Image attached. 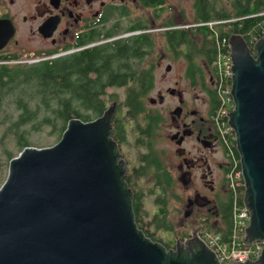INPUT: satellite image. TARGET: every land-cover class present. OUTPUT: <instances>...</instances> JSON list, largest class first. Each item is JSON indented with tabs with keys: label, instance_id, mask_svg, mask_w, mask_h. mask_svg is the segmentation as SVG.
Returning a JSON list of instances; mask_svg holds the SVG:
<instances>
[{
	"label": "water",
	"instance_id": "95a60500",
	"mask_svg": "<svg viewBox=\"0 0 264 264\" xmlns=\"http://www.w3.org/2000/svg\"><path fill=\"white\" fill-rule=\"evenodd\" d=\"M14 34L0 20V51ZM229 45L234 110L223 113L236 135L251 246L264 241V37L256 55L241 37ZM115 113L112 103L94 121L72 119L56 145L11 159L0 189V264H221L199 228L170 250L138 228L128 167L112 138ZM185 135L171 139L182 146ZM230 264H264V249L255 261Z\"/></svg>",
	"mask_w": 264,
	"mask_h": 264
},
{
	"label": "flooded vegetation",
	"instance_id": "af4514ba",
	"mask_svg": "<svg viewBox=\"0 0 264 264\" xmlns=\"http://www.w3.org/2000/svg\"><path fill=\"white\" fill-rule=\"evenodd\" d=\"M256 8H264V0H0V20L11 21L15 28L14 37L0 51V58L26 59L36 56L40 60H47L70 56L74 74L77 75L78 61L85 49L117 39L135 41L138 48L135 65L155 76L154 87L144 98L146 113L151 118H158L144 125L146 128L152 122L156 130L153 135L145 136L141 155L137 156L134 164L124 154L126 145H118L128 167L127 177L131 175L130 184L136 189L143 188L140 182L151 178L156 192L159 191L153 197L157 212L148 220L144 218L140 224L145 231L161 230L165 236H170L168 201L163 190H170L168 153L171 128L175 130L174 135L179 134V139L186 134L183 144L188 139H195L205 148L222 151L218 164L220 177V174L213 175L207 158H198L191 165L182 146L177 145V152L183 158L180 169L185 189L189 190L193 181L192 168H201L203 171L201 179L204 188L195 190L194 198H188L187 202L192 213L193 210L197 211L196 228L200 229V233L209 228L225 231L233 211L227 175L230 163L220 134L212 123L214 111L209 91L215 81L213 64L211 66L206 60L209 52L205 45L230 43L236 37L243 38L247 44L252 43L255 40ZM128 29L136 31L116 38L113 36L107 41L108 36L121 34ZM170 43H181L183 46L170 51ZM170 59L174 63L183 62L182 69L188 87L199 88L206 95L209 102L208 118L189 106L185 98L188 87L181 86L178 81L172 87L158 89L157 99L150 97L157 88V74L160 71L170 73L172 70ZM18 62L0 60V65H20L22 68L29 65ZM116 91H121L118 99L109 101L107 108L116 103L117 113L124 90ZM170 97L179 101L173 110L170 109ZM158 105L165 107L159 110ZM178 108L181 111L174 114ZM158 131L161 135L159 138ZM161 139L166 141L168 150L157 148ZM174 143L177 144V141ZM156 159L160 162L159 167L151 164ZM199 162L202 164L198 165ZM137 170L141 175L133 176L132 172L136 173ZM213 177L220 178L216 182ZM144 196L146 199V192ZM163 209L165 213L161 214ZM189 238L177 240L176 243ZM176 243L170 244V239H165L163 244L170 250L175 248Z\"/></svg>",
	"mask_w": 264,
	"mask_h": 264
},
{
	"label": "trees",
	"instance_id": "16d2710c",
	"mask_svg": "<svg viewBox=\"0 0 264 264\" xmlns=\"http://www.w3.org/2000/svg\"><path fill=\"white\" fill-rule=\"evenodd\" d=\"M254 14L255 40L248 45L253 54L256 55L253 47L264 32V8H256ZM134 31L136 29H128L124 32ZM113 36L115 35L108 36L107 40ZM127 39H117L98 44L91 49H85L78 61L77 75L74 74L73 60L70 56L63 59L41 60L38 63L27 65L26 68H22L20 65H0V109L3 107L1 104L2 97H12V102L15 105L13 113H19V115L7 126L6 132H11L15 136L19 154L26 147H33L26 138L27 132L23 129L27 125L36 123L35 128L40 126L52 127L51 134L57 135L60 141L72 119H80L84 122L96 120L108 109L109 101L118 99L119 94L114 91L124 90L123 101L113 118L112 138L118 145L124 143L123 145L127 146L129 144L138 156L141 155L145 136L153 135L156 130L152 122L146 128L144 125L152 120H158L155 116L152 118L147 116L146 102L144 101L145 96L154 87L155 76L148 70L145 71L135 65L134 62L138 57L137 44L135 41L130 42ZM219 44L227 51L230 48L229 43L224 42L205 45L209 52L206 60L211 66L216 59ZM181 46H183L181 43H170V51ZM0 60L22 61L21 58H0ZM209 94L212 96L214 111L212 123L215 127L214 117L220 107L215 86L209 91ZM42 114L45 116L41 119ZM230 146L235 155L240 157L236 148V140L231 137ZM18 155L8 152L9 162ZM151 164L160 166L158 159ZM229 171L230 169H228ZM132 174L139 176L141 172L137 170L136 173L132 172ZM130 176L127 177L126 182L133 192L132 203L137 226L146 237L164 246L163 239L157 238L156 234L150 230L145 231L140 224L144 219L145 189L134 188L130 184ZM173 184L174 178L170 173V188ZM155 191L154 188L151 195ZM231 201L233 209V196H231ZM241 204H243L242 201ZM164 213L165 209L161 210V214ZM232 228L233 212L229 227L223 231L225 239H227ZM209 231L214 230L209 229ZM217 231L222 230L217 229L214 232ZM188 237H192V234H184L180 240ZM177 240L179 239H174L172 244L176 243ZM166 249L169 248L166 247Z\"/></svg>",
	"mask_w": 264,
	"mask_h": 264
},
{
	"label": "rangeland",
	"instance_id": "374dc122",
	"mask_svg": "<svg viewBox=\"0 0 264 264\" xmlns=\"http://www.w3.org/2000/svg\"><path fill=\"white\" fill-rule=\"evenodd\" d=\"M127 32H122L121 34H117L114 36L116 38L117 36H124ZM108 41V40H107ZM109 42V41H108ZM38 58H26L21 59L22 61H30ZM183 62H176L174 63L173 60L170 59V65L172 66V70L170 73H166L165 71H160L157 74V80H156V91L151 93L150 97L152 98H158L157 97V90L160 88H166L168 86L172 87L174 86V83L178 81L181 83L182 86H187V77L186 74H184V69H182ZM114 91V90H111ZM117 92V91H114ZM118 94L121 93L117 92ZM123 96V94H122ZM185 98L188 100L189 106L193 109H198L200 112V115L204 118H208V111H209V102L206 98V95L201 92L199 88H192L188 87L185 92ZM3 101V102H2ZM13 99L10 96L2 97L1 104H3L2 109H0V189L3 186L4 182L7 180L8 177V171H9V159L7 156V153H13L15 155L19 154V148L18 143L14 135H12L11 132H6L7 126L13 122L16 117L19 115V113H13V109L15 108V105L13 104ZM179 104L178 99H174L170 97V109L173 110V107L175 105ZM165 106L158 105V109H163ZM47 115V114H46ZM45 116V114H42L40 118L42 119ZM37 125L36 123H31L24 127L23 129L27 132L26 138L28 141L33 145V147L36 148H49L54 145H56L59 142V138L57 135H52V127L49 126H40L38 128H35ZM160 131V130H159ZM158 131V138L159 136ZM168 133V131H165ZM175 134V130H172L170 128V173L173 175L174 178V184L170 188V190L166 189L164 191V197L168 201V210H169V216H167V219L170 222V236H165L161 230L153 231L157 238L160 239H170V243L174 242V239H179L182 237V235L190 233L193 235V233L198 229L197 227V220H196V210H193V213L190 211L191 208L188 206V198L193 199L195 190H202L204 188L203 181L201 179L202 169L193 167V173L192 178L193 181L191 185L189 186V190L185 189L184 183H183V177H182V171L180 169V165L183 161V158L179 153L177 152V144L174 143V141L171 140V136ZM157 138V139H158ZM156 139V140H157ZM158 149H167L168 145L161 139L159 143L157 144ZM182 148L184 149L185 157H187L191 161V165L193 162L198 160V158H207L208 162L210 164V169L214 176L217 174H220L221 177V171L219 169V161L222 157V151L219 149L212 150L203 147L201 144H199L195 139H188L185 141V143L182 145ZM41 149V148H40ZM124 154L127 158V160L134 164L135 159L137 158L136 151L131 150V146H125L123 148ZM121 153V151H120ZM122 154V153H121ZM227 156V155H226ZM228 158V157H227ZM122 159L125 161L123 155ZM202 163L199 162L198 165H201ZM219 177V178H220ZM219 178L213 177V179L217 182ZM140 185L143 186L145 189V192L147 194V198L145 199V212L143 214L145 219H150L153 217L154 213L157 212L156 206L154 205L153 197L155 194H157L159 191H155L154 194L151 195L152 190H154V182L151 180V178H146L142 180V183L140 182ZM161 192V191H160ZM162 193V192H161ZM170 195V196H169ZM198 218V215H197ZM196 228V230H195ZM211 230L216 231L218 228H209ZM212 231V232H214ZM224 231V230H223ZM221 231V232H223ZM220 232V231H217ZM199 234H201L199 232Z\"/></svg>",
	"mask_w": 264,
	"mask_h": 264
},
{
	"label": "built area",
	"instance_id": "2783aa9c",
	"mask_svg": "<svg viewBox=\"0 0 264 264\" xmlns=\"http://www.w3.org/2000/svg\"><path fill=\"white\" fill-rule=\"evenodd\" d=\"M264 37V32L261 38ZM260 38V39H261ZM259 40V39H258ZM230 46V45H229ZM39 60L20 62L21 64H33ZM233 68L230 48L225 50L222 45H218L216 59L213 62V70L215 74V89L220 101V107L214 117L215 127L218 130L226 155L230 163V171L228 173V186L234 197L233 206V228L228 233L227 239L223 234L204 231L200 234V239L205 240L210 247L218 254L221 264H230L237 258L238 261L247 262L249 259L257 260L263 252L264 241H259L251 246L245 244L246 229L250 222V212L245 207L243 198L245 193V181L242 172L241 159L235 155L230 146V137L236 140L234 130L226 121L223 112H231L234 110V104L230 96V88L232 83V75L230 71ZM241 201L243 204H241Z\"/></svg>",
	"mask_w": 264,
	"mask_h": 264
},
{
	"label": "crops",
	"instance_id": "0c3cea01",
	"mask_svg": "<svg viewBox=\"0 0 264 264\" xmlns=\"http://www.w3.org/2000/svg\"><path fill=\"white\" fill-rule=\"evenodd\" d=\"M222 233H224V232H222Z\"/></svg>",
	"mask_w": 264,
	"mask_h": 264
},
{
	"label": "bare ground",
	"instance_id": "6f19581e",
	"mask_svg": "<svg viewBox=\"0 0 264 264\" xmlns=\"http://www.w3.org/2000/svg\"><path fill=\"white\" fill-rule=\"evenodd\" d=\"M221 137V136H220Z\"/></svg>",
	"mask_w": 264,
	"mask_h": 264
}]
</instances>
